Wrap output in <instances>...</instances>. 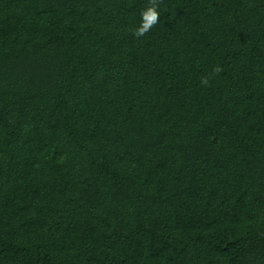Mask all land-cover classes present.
I'll use <instances>...</instances> for the list:
<instances>
[{
  "label": "trees",
  "instance_id": "obj_1",
  "mask_svg": "<svg viewBox=\"0 0 264 264\" xmlns=\"http://www.w3.org/2000/svg\"><path fill=\"white\" fill-rule=\"evenodd\" d=\"M147 4L0 0V264H264V0Z\"/></svg>",
  "mask_w": 264,
  "mask_h": 264
},
{
  "label": "clouds",
  "instance_id": "obj_2",
  "mask_svg": "<svg viewBox=\"0 0 264 264\" xmlns=\"http://www.w3.org/2000/svg\"><path fill=\"white\" fill-rule=\"evenodd\" d=\"M160 0H148L147 6L141 11V22L133 30V35L136 38L145 36L151 29L160 21L159 11ZM223 71L222 67L217 65L212 69L213 75H218ZM201 84L204 86L210 85L209 76L201 77Z\"/></svg>",
  "mask_w": 264,
  "mask_h": 264
}]
</instances>
